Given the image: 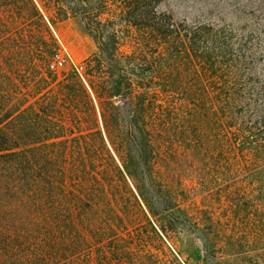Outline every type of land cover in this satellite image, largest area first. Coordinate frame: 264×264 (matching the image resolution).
<instances>
[{
	"label": "trees",
	"instance_id": "1",
	"mask_svg": "<svg viewBox=\"0 0 264 264\" xmlns=\"http://www.w3.org/2000/svg\"><path fill=\"white\" fill-rule=\"evenodd\" d=\"M41 1L0 0V264H187L173 241L195 233L207 262L211 226L168 188L170 126L197 103L199 138L212 120L233 153L261 151L264 80L241 85L245 74L217 64L251 71L264 56V18L243 30L254 44L235 46L204 26L182 33L172 10L156 11L165 0H120L117 14L113 0ZM143 12L150 38L166 51L180 44L197 74L156 76L139 69L142 52L122 54L118 17L141 30ZM70 18L99 51L85 71L59 73L52 28ZM180 90L186 98L170 106Z\"/></svg>",
	"mask_w": 264,
	"mask_h": 264
},
{
	"label": "rangeland",
	"instance_id": "2",
	"mask_svg": "<svg viewBox=\"0 0 264 264\" xmlns=\"http://www.w3.org/2000/svg\"><path fill=\"white\" fill-rule=\"evenodd\" d=\"M42 7L41 0H36ZM120 0H113L111 12L117 14ZM172 10L174 21L183 33L204 26L213 33H225L235 42L254 44L256 36L243 40V30L255 15L264 18V0H165L157 7L158 14ZM138 15L144 29L124 22L118 17L117 29L121 52L126 56L143 53L148 56L140 60V68L153 71L156 76L167 74H197L193 63H189L180 44L169 51L151 39L145 16ZM107 24L106 30L111 28ZM59 44V53L68 58L67 66L59 73L75 70L85 71L88 59L98 53V46L84 28L80 18H70L52 28ZM204 46V42L200 44ZM156 52V60L152 54ZM173 52L170 56L167 53ZM256 56H259L257 53ZM228 59L217 64L219 74H245L242 84H251L252 74L264 80V56L256 59L251 71L243 68L236 71ZM153 66V67H152ZM246 67V66H244ZM174 70V71H173ZM209 74V73H207ZM186 97L183 91L169 96L171 105ZM167 106V105H166ZM197 103H188L176 112L174 125L170 126L172 139L166 146L167 163L165 173L175 174L168 188L173 191L177 203L199 222L200 227L211 226L207 234L214 241L204 261L202 241L198 233L173 241V245L187 264H264V133L261 134L259 153L232 152L227 135L219 132L216 121L210 120L204 127L205 134L198 137L195 110ZM241 123V121H240ZM264 130V129H263Z\"/></svg>",
	"mask_w": 264,
	"mask_h": 264
},
{
	"label": "built area",
	"instance_id": "3",
	"mask_svg": "<svg viewBox=\"0 0 264 264\" xmlns=\"http://www.w3.org/2000/svg\"><path fill=\"white\" fill-rule=\"evenodd\" d=\"M68 64V58H66L61 53H58L50 64L51 70L64 69Z\"/></svg>",
	"mask_w": 264,
	"mask_h": 264
}]
</instances>
